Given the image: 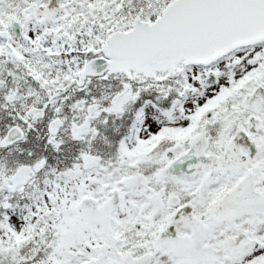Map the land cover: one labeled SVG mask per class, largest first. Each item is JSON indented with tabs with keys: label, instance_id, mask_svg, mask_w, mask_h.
Here are the masks:
<instances>
[{
	"label": "snow or ice",
	"instance_id": "6c2138e0",
	"mask_svg": "<svg viewBox=\"0 0 264 264\" xmlns=\"http://www.w3.org/2000/svg\"><path fill=\"white\" fill-rule=\"evenodd\" d=\"M0 264H264V0H0Z\"/></svg>",
	"mask_w": 264,
	"mask_h": 264
}]
</instances>
